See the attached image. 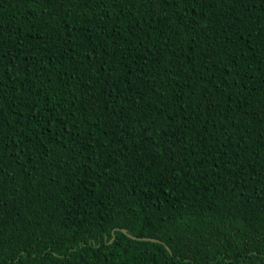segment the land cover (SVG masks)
I'll return each instance as SVG.
<instances>
[{"label": "trees", "instance_id": "1", "mask_svg": "<svg viewBox=\"0 0 264 264\" xmlns=\"http://www.w3.org/2000/svg\"><path fill=\"white\" fill-rule=\"evenodd\" d=\"M0 264H264V0H0Z\"/></svg>", "mask_w": 264, "mask_h": 264}, {"label": "water", "instance_id": "2", "mask_svg": "<svg viewBox=\"0 0 264 264\" xmlns=\"http://www.w3.org/2000/svg\"><path fill=\"white\" fill-rule=\"evenodd\" d=\"M124 233H127L130 237L134 238V239H138V240H151V241H159V242H163L162 240L155 238V237H149V236H135L132 235L128 232V230L126 228H120ZM170 249V248H169Z\"/></svg>", "mask_w": 264, "mask_h": 264}]
</instances>
